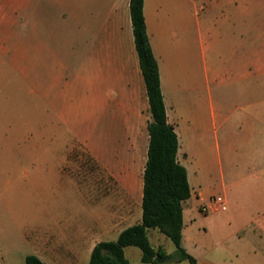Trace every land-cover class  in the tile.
<instances>
[{
	"label": "rangeland",
	"instance_id": "rangeland-1",
	"mask_svg": "<svg viewBox=\"0 0 264 264\" xmlns=\"http://www.w3.org/2000/svg\"><path fill=\"white\" fill-rule=\"evenodd\" d=\"M97 2L0 0V264H25L27 255L46 264H83L84 251L69 247L81 219H89L81 214L82 194H126V169L134 186L142 176L147 122L138 135H126L106 109L101 46L93 38ZM125 30L130 40L131 25ZM234 90L213 89L215 112L224 107L228 122L208 128V142L191 151L186 165L191 191L204 200L193 195L184 205L187 247L240 238L264 255V77L261 104H246L242 122L232 112ZM210 105L193 104L208 117ZM218 197L226 204L203 215ZM148 237L153 248L175 251L158 231L149 229ZM124 254L141 264L139 248Z\"/></svg>",
	"mask_w": 264,
	"mask_h": 264
},
{
	"label": "crops",
	"instance_id": "crops-1",
	"mask_svg": "<svg viewBox=\"0 0 264 264\" xmlns=\"http://www.w3.org/2000/svg\"><path fill=\"white\" fill-rule=\"evenodd\" d=\"M129 1L98 0L99 26L93 30V38L101 46L99 75L106 109L120 119L126 135L135 136L144 120L148 125L151 115L133 33L129 40L125 32V27L128 29L131 25ZM143 15L158 65L167 123L178 139L177 161L186 169L193 158L191 151L198 153L208 142L205 136L208 128L215 130L218 123L223 127L228 122L224 107L215 112L213 89L232 88L233 92L236 89L238 105L232 112H239V122L248 115L246 104L249 107L261 104L264 0H143ZM85 32L89 38L90 32ZM206 99L211 104L210 115L199 116L193 104L204 103ZM148 141L149 136L144 165ZM126 176L123 182L131 183L124 186L126 194H82L85 209L81 207V214L84 212L89 219H81L78 235L70 236L69 247L72 252L73 247L84 251L83 264L88 263L97 243L116 240L123 230L141 221L142 176L135 186L129 169ZM193 195L204 201L201 194L191 191L190 198L182 203L181 246L198 264H264L260 248L243 245L240 238L206 246L193 245L195 249L202 248L200 254L189 249L191 231L185 221L184 205ZM221 199L225 205L226 200ZM212 202L201 205L210 206ZM219 209L202 214H214ZM217 230L227 231L219 227Z\"/></svg>",
	"mask_w": 264,
	"mask_h": 264
},
{
	"label": "trees",
	"instance_id": "trees-1",
	"mask_svg": "<svg viewBox=\"0 0 264 264\" xmlns=\"http://www.w3.org/2000/svg\"><path fill=\"white\" fill-rule=\"evenodd\" d=\"M134 46L147 93L151 121L147 159L142 180L141 221L123 230L116 240L97 243L87 264H131L124 255L126 247L141 251V264H167L186 261L198 264L181 246L182 203L191 196L187 171L177 161L178 139L167 123L160 89L159 71L146 32L143 0L129 1ZM156 230L175 246L173 253L151 246L148 230ZM25 264H46L35 255H27Z\"/></svg>",
	"mask_w": 264,
	"mask_h": 264
},
{
	"label": "built area",
	"instance_id": "built-area-1",
	"mask_svg": "<svg viewBox=\"0 0 264 264\" xmlns=\"http://www.w3.org/2000/svg\"><path fill=\"white\" fill-rule=\"evenodd\" d=\"M222 206H224L223 205V200L220 198V197H218V198H216L212 203H211V205L210 206H206L207 208V211L206 212H208L209 210L211 211V210H217L218 208H220V207H222Z\"/></svg>",
	"mask_w": 264,
	"mask_h": 264
}]
</instances>
